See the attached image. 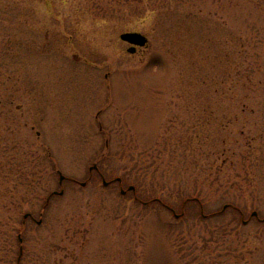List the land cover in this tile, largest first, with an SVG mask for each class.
Listing matches in <instances>:
<instances>
[{
    "label": "rangeland",
    "instance_id": "1",
    "mask_svg": "<svg viewBox=\"0 0 264 264\" xmlns=\"http://www.w3.org/2000/svg\"><path fill=\"white\" fill-rule=\"evenodd\" d=\"M18 263L264 264V0H0Z\"/></svg>",
    "mask_w": 264,
    "mask_h": 264
},
{
    "label": "water",
    "instance_id": "2",
    "mask_svg": "<svg viewBox=\"0 0 264 264\" xmlns=\"http://www.w3.org/2000/svg\"><path fill=\"white\" fill-rule=\"evenodd\" d=\"M120 37L122 40L131 44V47H129L128 49L130 52H135L136 45L145 46L148 43V37L145 34L141 32H137V31L124 32L120 35ZM63 178L64 176L61 174V180H63ZM104 183L106 184L107 182L105 181ZM131 188H133V186ZM256 213L257 212H254V214ZM28 215L29 214H26L25 217H27ZM20 240L22 241L21 237H20Z\"/></svg>",
    "mask_w": 264,
    "mask_h": 264
},
{
    "label": "flooded vegetation",
    "instance_id": "3",
    "mask_svg": "<svg viewBox=\"0 0 264 264\" xmlns=\"http://www.w3.org/2000/svg\"><path fill=\"white\" fill-rule=\"evenodd\" d=\"M97 164V163H96ZM91 171L93 172V171H96V172H98L99 173V175L101 176V177H104L105 175H104V173L102 172V170H101V168H100V166L97 164V166L96 167H93V168H91ZM117 181H121V178H119V179H117Z\"/></svg>",
    "mask_w": 264,
    "mask_h": 264
},
{
    "label": "trees",
    "instance_id": "4",
    "mask_svg": "<svg viewBox=\"0 0 264 264\" xmlns=\"http://www.w3.org/2000/svg\"><path fill=\"white\" fill-rule=\"evenodd\" d=\"M21 243V242H20ZM18 262H20V259L18 258Z\"/></svg>",
    "mask_w": 264,
    "mask_h": 264
}]
</instances>
